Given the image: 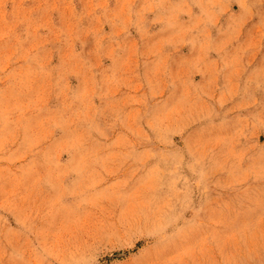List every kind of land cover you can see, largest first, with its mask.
I'll use <instances>...</instances> for the list:
<instances>
[{"label":"rangeland","instance_id":"rangeland-1","mask_svg":"<svg viewBox=\"0 0 264 264\" xmlns=\"http://www.w3.org/2000/svg\"><path fill=\"white\" fill-rule=\"evenodd\" d=\"M0 264H264V0H0Z\"/></svg>","mask_w":264,"mask_h":264}]
</instances>
